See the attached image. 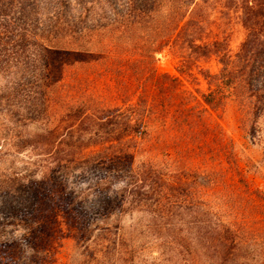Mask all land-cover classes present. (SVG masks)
<instances>
[{
	"label": "trees",
	"instance_id": "16d2710c",
	"mask_svg": "<svg viewBox=\"0 0 264 264\" xmlns=\"http://www.w3.org/2000/svg\"><path fill=\"white\" fill-rule=\"evenodd\" d=\"M232 13L246 32L234 54L219 23ZM164 52L179 76L202 77L207 91H184L179 77L159 73ZM8 53L21 63L0 87V111L9 107V124L16 116L36 129L0 130V141L30 155L19 175L0 168L2 208L11 217L35 210L63 173L89 182L62 192L68 217L95 241L40 256L45 240L33 228L22 242L35 263L148 264L149 234L166 240L177 264H264V182L252 173L264 175L214 119L234 104L245 138L260 139L264 0H0V72ZM211 58L217 73L204 67ZM168 135L177 137V156H153ZM212 138L222 154L210 161ZM42 161V181L54 185L45 193L43 182L25 177ZM136 214L150 220L129 229L105 222ZM18 242H0V264H20L10 254L23 251Z\"/></svg>",
	"mask_w": 264,
	"mask_h": 264
},
{
	"label": "rangeland",
	"instance_id": "374dc122",
	"mask_svg": "<svg viewBox=\"0 0 264 264\" xmlns=\"http://www.w3.org/2000/svg\"><path fill=\"white\" fill-rule=\"evenodd\" d=\"M219 23L221 24L222 32L229 36L230 51L233 54L236 53L246 34L238 18V15L232 13L230 19L227 20L224 18L223 20H220ZM217 31L218 30L214 27L213 32L217 33ZM26 54L28 56L30 53ZM6 56L9 67H3L2 71L0 72V87L3 84H6L7 80H9V78L12 76V73L15 71L14 68L17 66V61L19 60L15 59L12 55H10V53H8ZM18 62L19 64L21 63V61ZM176 63L177 60L175 58H173L167 52H164L158 56L155 66L159 73H167L172 76L179 77L181 88L184 91L192 93H194L195 89H199L202 92L207 91V84L202 77H200L198 82H195L192 79L179 76L175 69ZM204 67L207 68L211 73H217L220 65L215 58H211L204 64ZM20 96L21 95H19L16 99L14 98V103L13 101L9 102L10 106L12 107L11 110H17V106L22 100V96ZM10 98H12V96H10ZM8 109L9 107H5L4 112L0 111V130L1 128L2 130L3 128L6 130L15 128L13 132H20L21 134H27L35 131V123L29 121L20 122L17 120L16 116L13 117V120L11 121L12 124H9L8 122L10 120V116L7 115ZM11 112L12 111H10L9 114ZM214 119L215 122L221 126L226 136L232 138L236 143V150L239 152L240 159H249L254 164L255 170L261 172L264 175V123L262 127V133L257 137H260V139H256L254 143H250V141L245 138L243 129L240 126V113L234 104H229L222 114L214 115ZM5 135L6 132H4V136ZM7 137L10 138V136ZM1 147L0 168H2L3 174L9 178L13 177L14 174L19 175L22 164L28 162V159L30 158L28 151L18 153L16 150L7 146L4 141H0V148ZM160 147H163V149L159 148L158 152L157 150L150 151L153 156L156 155L159 156V158H164L165 156L163 155L166 151L171 152L172 156H177V137L173 138L171 135H168L164 144ZM206 148L207 154L211 155L209 157L207 156L210 161L219 159V157L216 156H220L222 154V150H220V147H217V143L213 138L209 141V145H206ZM243 151L245 152V156ZM34 160L38 161L39 159L35 158ZM38 164L40 169L31 168V170L28 172L25 171V177L30 176L33 178V180L40 183V181L43 182V178H41L42 172H44L43 166H47L48 162L42 161L38 162ZM77 174L78 173H75L71 176L64 173L61 174L57 181V187H55L56 191H54L49 198L41 202H37L36 209L31 212L29 211L25 215L19 213L18 215L11 217L9 213L4 211L0 203V242L13 241L17 243V240L20 241L18 243L22 244L23 251H18L17 249H14V251L10 250L12 257H14L16 260H19L20 264H33V262L34 264H37L35 263L37 262V259L36 257L34 258V253L32 252L34 250L30 249L27 243L24 241L22 242L23 235H27L28 230H32L33 228L37 230V234H39L38 236L45 240L38 244L37 251L40 256L44 254H56L57 256V254L67 252L66 248H71L74 250L73 252L78 253L83 250L88 243L95 241L94 237L86 240V238L81 235V227L78 223V220L72 221L68 217V214L65 210V208H67L68 201L64 200L63 196L65 195L62 190L71 189L72 191L80 192L81 189L86 188L89 184V182ZM252 176H256L255 183L259 185L263 184L264 179L259 177L257 173H252ZM41 186L46 187L42 193L47 192L48 189L51 191V184L49 185L48 182H43ZM52 188H54V185ZM148 220H150V217L136 214L133 216L126 215L121 217H111L105 222L111 228L122 227L129 229L137 221L145 224L148 222ZM103 226L106 225L104 224L102 227ZM157 237L160 239H157L156 235H144L143 238L149 247L147 252L144 253V259L148 262V264H177V257H174L170 253L168 247L166 246V240L161 239L162 237H160V235ZM13 238L17 240H13Z\"/></svg>",
	"mask_w": 264,
	"mask_h": 264
}]
</instances>
